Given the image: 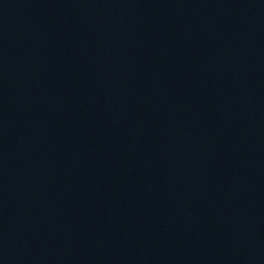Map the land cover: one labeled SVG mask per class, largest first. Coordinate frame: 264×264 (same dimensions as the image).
I'll return each mask as SVG.
<instances>
[{"label": "water", "instance_id": "water-1", "mask_svg": "<svg viewBox=\"0 0 264 264\" xmlns=\"http://www.w3.org/2000/svg\"><path fill=\"white\" fill-rule=\"evenodd\" d=\"M210 0H0V264H144Z\"/></svg>", "mask_w": 264, "mask_h": 264}]
</instances>
